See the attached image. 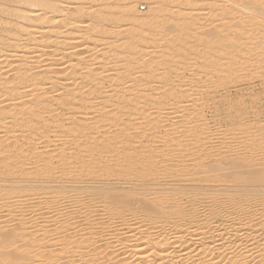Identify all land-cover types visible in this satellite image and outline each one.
Returning a JSON list of instances; mask_svg holds the SVG:
<instances>
[{"label": "bare ground", "instance_id": "bare-ground-1", "mask_svg": "<svg viewBox=\"0 0 264 264\" xmlns=\"http://www.w3.org/2000/svg\"><path fill=\"white\" fill-rule=\"evenodd\" d=\"M58 1L0 0V66L10 62L11 67L0 69V264H95L97 251L114 247L111 257L130 242L137 243L129 249L138 257L129 264H264V231L254 230L256 221L264 224V133L250 136L241 155L209 161L212 151L220 158L221 149L213 146L207 125L188 128L184 113L164 131L162 119L154 118L166 108L175 110L174 115L183 112L192 92L209 93L217 78L232 81L240 68L248 72L250 66L264 65V0H204L235 12L231 19L222 13L217 32H200L205 23L187 26L190 16L183 9L173 12L199 0L177 5L143 0L149 5L146 14L133 11L140 0L124 7L121 0H89V5L97 4L93 11L74 0L80 5L68 10L67 20L75 25L90 22L86 33L91 39L100 38L98 34L117 17L110 29L113 39L107 44L105 38L93 39L100 44L92 50L84 44L81 49L64 46L83 37L78 28L61 42L58 30L51 36L44 32L49 24H57V16H48V9ZM236 9L247 11L246 21L242 13L238 16L243 19L234 24ZM50 11L58 14L65 8ZM255 12L260 13L257 24ZM123 19L129 24L124 41L118 25ZM196 42L204 49L196 47L192 53L190 45ZM48 44L55 59L72 57L78 49L91 51V57L102 54L97 65L96 59L94 64L91 57L80 56L67 60L59 72L41 74L37 63L29 67L32 55L26 52L41 59ZM104 46L115 49V59L125 56L113 75L101 69L111 59V51L103 55ZM190 53L202 64L197 62L195 77L186 79L192 86H184L179 71L185 69ZM17 55L18 60H11ZM160 58L159 67H154L158 75L149 70ZM207 67H214L215 74L204 70ZM202 71L207 78L200 80ZM161 77L163 88H152L160 86L154 79ZM105 82L111 84L109 89ZM80 101L83 119L74 112ZM131 109L132 118L123 119ZM189 114L198 119L202 112L198 108ZM133 117L142 124L134 127ZM178 128L185 131L174 137L172 131ZM47 139L61 140L62 145L47 151L48 145L42 152ZM150 139L158 140L159 146H152ZM175 168L185 172L174 177ZM25 203L30 204L29 213L23 210ZM61 205L69 210L49 223ZM95 219L103 221L97 225ZM126 232L130 235L122 237ZM59 240L64 245L52 251Z\"/></svg>", "mask_w": 264, "mask_h": 264}, {"label": "rangeland", "instance_id": "rangeland-1", "mask_svg": "<svg viewBox=\"0 0 264 264\" xmlns=\"http://www.w3.org/2000/svg\"><path fill=\"white\" fill-rule=\"evenodd\" d=\"M88 1L89 0H80L79 3L82 4L83 6L90 7V8H87V9H89V11H93L94 9H96V5L97 4H95V2H94V4H90L89 5L88 4L89 3ZM157 1L158 2H162L163 0H154L153 2H157ZM171 1H173V2H171ZM181 1L183 3H186V1L193 2V0H179V1L178 0L177 1L176 0L175 1L174 0H169V2L173 3V5L180 4ZM203 1L204 0H199L198 3H195L196 5L194 3H191L186 8H177V7H175V8H173V12L176 11V13H177V11H179L180 9H183L184 10V13L187 14L188 16H190V19L186 22L187 23V26L190 25L188 23H191V22H192L191 24L194 23L193 24L194 27H200V24L202 22L205 23L206 25L204 24V27L201 29L200 32H205L207 30H208L207 32L216 31V30L218 31L219 29L217 27L220 25L219 23H221L220 22L221 21V17H222L221 15H222V13L224 15V12L226 13L228 8H225V9L223 8V10H221L222 8H220V9L218 8L219 7L218 3H216V6H215V3H209L208 4L206 2L204 3ZM90 2H91V0H90ZM131 2H132V0H121L119 2V4L124 7L125 5H127V4H129ZM175 2H176V4H175ZM79 3L76 4V2L74 0H59L58 3H54V6L51 5L52 8L50 7V9H48V16H52V15L53 16H57V20H56L57 24H55L56 28H55L54 25L49 24L48 25V28H45L44 29V32L45 31H46L45 33H48L49 32L48 35L51 36V35H55L54 33H56V32H54V30L55 31L58 30V32L60 33L59 36L62 37L58 41L61 42V41H64V40H62L64 38V36H68V35H70L71 33H73L76 30H81L82 33H83V37L80 38V39H77V40H70L69 42L67 41V43L64 42L63 44H64L65 47H68V46L71 47L72 45H74L75 47L77 45V47H79V46H81V45L84 44V45H86V47H87L88 50L89 49L92 50L94 47H99L98 46V44H100L99 41H97V43L96 42L94 43V41L97 40V39L105 38V42L103 41L105 44H107L108 42H110V40L113 39L112 37H114V34H113V32L111 33L110 29L112 28V26L114 25V23L115 24L117 23L115 21L117 19V17L116 16H113L111 18V20L108 22V25L106 26L107 29L106 30H103L102 32H100L98 34L100 36V38L99 37L93 38V39H95V40H93V39L89 38V36L86 33L87 30L89 29V26L90 25H88V24L90 22H86V23L81 24V25L76 24L77 25L76 26L74 24V21L67 20L68 19V12H69L68 10L73 9L75 6H79L80 5ZM201 3H203V4H201ZM55 4H57V6ZM85 4H88V5H85ZM72 5H74V6H72ZM133 5H134V6H132V7H134L133 8V11L136 10L137 12L146 14L148 12V10H149V7H148L149 5L145 1H143V0L142 1L141 0L138 1V2H136ZM170 7H172V6H170ZM57 8H65V11H62L61 13H58V14L52 13V11H50V10H56ZM177 9H179V10H177ZM235 11L237 12L236 13L237 19L234 21L235 22L234 24H239L240 23V18L241 19L244 18L242 20L243 22H244V20L245 21L247 20L246 17H245V14H244V13L247 12L246 10H244V9L237 10L236 9ZM227 13H228V15L230 14L228 17H229V19H231V17L233 16V13H235V12L233 11L231 13H229V12H227ZM242 13H243V18H242V15H241V17L238 16V15H240ZM246 16H247V13H246ZM258 16H260V13L259 12H257V15H256V12L253 15V17H256V24L258 23V21H260ZM257 19H258V21H257ZM100 20H101V18L99 20H97L95 22V24L98 25V23L100 22ZM199 20H200V23H199ZM227 20H228V18H227ZM198 24H199V26H198ZM254 24H255V20H253L252 25H254ZM118 25L121 27V30H120L121 31V35H119V38L121 37L120 39L123 40V38L125 37V34L129 31V24H128V22H127L126 19H123V21L120 22ZM52 26H54V28ZM87 26H88V28H86ZM76 28H78V29H76ZM97 30H98L97 28L94 29V31L92 33L94 34L95 32H97ZM106 33H108V34H106ZM111 34H113V35L111 36ZM107 38H110V39H107ZM53 39H55V38H53ZM53 39H52V41H53ZM107 40H108V42L106 43ZM47 43H49V41ZM199 43H202V42H196V43H193V44L190 45V47L193 45V47L190 48V50H191L192 53H194V51L197 50L198 48H200V50H203L204 49L203 47H200L201 44H199ZM51 45H49V47L46 48V50L48 49L47 51L45 50L46 51L45 52L46 55L43 56V57H41V59H37V54L36 53L35 54H30L29 53V50H28V52L25 51L26 54L29 57L32 55L31 56L32 59L28 63L29 64V67H32L33 65H35V63H37L38 65L37 64L36 65H37V67L39 69L37 71L39 73L41 72V74H43L47 70H48L47 72H50V71L51 72L52 71L53 72L54 71L55 72L56 71L59 72L60 70H62L66 66L64 64L67 62V60L69 61L70 58L73 59V60L75 58V60H76V59L80 58V56L81 57H84V58H86V57L89 58L92 55V52L91 51H89V52L88 51H82V52L78 51L81 48H83V47H81V48L79 47L80 49H78L77 52L72 55V57H69L68 58V57H65V56H62V57L59 56L60 59L58 60V58H59L58 57V58H56L57 59V61H56V59L54 57H52V53H50L51 52L50 50H53V49L50 48ZM196 47H198V48H196ZM100 48L101 49L104 48L103 55L107 53V55H105V56H110V53H111V56H110L111 59L112 58L115 59V57L112 56V54L113 53L115 54V52H116L115 49H112V47L109 48L107 46L100 47ZM158 51H160L159 48H158ZM78 52H80V53L78 54ZM48 53H50V54H48ZM100 53L98 55H96V56L93 55L91 57L92 59L89 58L91 60V63H94L95 64V61L94 60L96 59V65H97V62H99V61H97L98 60L97 58L99 56H101V54H102V53L101 54ZM192 53L188 54V57L187 56L185 57V60L187 61V63H186L187 65H185V66L182 67V68H185V69L182 70V71H179L180 73L182 72V74H181L182 75L181 76V80H182V82H183L182 84L184 86H190V85L192 86V83L191 82H187L186 79H189L191 77L193 78V76L195 77L194 74L196 73V71L194 72V70L195 69H198L199 67L198 68H196V67L197 66H200L202 64V62H201L202 60L200 58H198V57H196V59H197L196 60L195 59V56ZM21 54L23 55V53H20L19 55H21ZM81 54H83V55H81ZM84 54H86V55H84ZM19 55H17L16 57H13L11 60L15 61L16 58L18 60L22 56L21 55L19 57ZM78 55H79V57H78ZM116 56H117V58L120 57V55H116ZM192 56L194 57L193 58L194 60L192 59ZM122 57H123V55H122ZM250 57L251 56H249L248 58H250ZM34 58H36V59H34ZM111 59L109 60V62L107 64L108 66L104 65V66H106L105 68H104V66H101V69L103 67L102 70H105V69L111 70V72H109V74L111 73L110 75H113L114 73H116V71H119L120 67H122V64L124 62L125 56H124V59L123 58H119L118 59L119 61L115 59V62L114 61H111ZM114 59H112V60H114ZM162 59L163 58H160V59H157L156 61H154L155 63L153 62L152 63L153 65L151 64V66H150L151 69L149 71H151V72L154 71L155 74H158L159 75L160 72H158L159 70H157L156 68L159 67V64L161 63ZM50 61H51V63L54 61V64H53V66L51 68L50 67H47V65H46V64H49ZM188 61H191V62H189V63H191V65L188 63ZM197 62H198V65H197ZM9 63L10 62L4 64L5 65V68H4V65L2 64L0 66V69L4 68L5 70L2 69L3 72L6 71V70H8V68H11ZM110 63H112V64L110 65ZM117 63H118V67H117ZM156 64H157V66H156ZM193 64H195V65H193ZM98 66H100V65H98ZM111 66H113V67H111ZM107 67H109L110 69L107 68ZM154 67H156V68H154ZM229 67H231V66H229ZM114 68H116L117 70L114 69ZM207 68H209V69H206L205 68L204 70H206L210 74L213 73L212 75L215 74L214 71L212 72V70H215L214 67H207ZM249 68H250V70L252 69L251 71L253 73L251 71H249V70H248V72L242 70L244 68H242V69L240 68V70H242V71L237 70L234 74H232L233 75L232 77L234 78L232 81L231 80H224L223 78H221V79L224 80L223 81L220 78H217V80H216L217 83L215 85V88L219 85L218 86V89L219 90L218 89L215 90V88H213V89H211L209 91V93H205L203 95L200 94L201 95V96L199 95L200 97L197 94V93H200V92H195V93L192 92V95H191L192 97L189 98V100H188L189 102L186 101V103H184L185 105L183 104L184 105V109H180V110H183V112L181 111L179 113H176V114H179V115L176 116V114L175 115L173 114L175 110H172L170 108H166L164 111H161L160 114L154 112L155 113V114L153 113L154 114V118H157V119L158 118H161L162 119V125L165 126L164 131H167V130L172 129V124H174L175 122H177L179 120V118H177V117L180 116V115L183 116L184 113H187L188 114V119L189 118L191 119V120H188L187 118L185 120L183 119L185 122H190L189 123V126L190 127L187 126L188 128L196 129V128H201L202 126L207 125V126H205L206 128H208L206 130V132L210 134V136H211L210 139H211V141H213V146L216 147V149H219V150L221 149L220 150L221 151V157L219 158L218 155L214 154V152L216 153V151H212V154L213 155L210 158H208L209 161H214V160L222 159V156L225 155V154H229L230 155V154H234L235 153L234 155H237V154H240L241 155V153L244 152V151H242V150H244V144L247 142V139H249L250 136L251 137L258 138V136H260L261 133L262 134L264 133V65L259 63L258 65H254L252 67L250 66ZM112 69H113V71H112ZM203 72L204 71H202V72L199 73V76H200L199 79L200 80H201V78L202 79L207 78V77H203V74H202ZM207 72L204 74L205 76H208L209 75ZM192 73H194V74H192ZM249 73H251L252 75L249 74ZM258 73H259V75H258ZM11 74H13V73H11ZM60 77L62 79L64 78V76H62L61 74H60ZM161 79H162V77L161 78H157V79L155 78L154 80L158 82L157 83V82L154 81L155 85H157V84L159 85L160 84V86L159 87H156L154 85V83H153V86H155V87H152V88H160V87L163 88V86H164V83L163 82H165L164 81L165 79H162L163 81ZM218 80H219V82H218ZM184 82H186L187 84L184 83ZM105 84H107L106 87H108V89H109V87H110L111 84L108 83V82H105ZM49 86H50V84H48L46 88H49ZM159 91L160 90H158L156 92H159ZM193 94H195L196 97H194ZM193 98H196V100H194L195 102L192 101ZM190 101H191V103H190ZM81 105H82V103L80 101L79 102V105L74 109L76 111L73 110L75 112V115H76V117L78 119H81V118L83 119V117H84L83 116L84 112L82 110L79 111V108L81 107ZM198 108L200 109V111L202 112V114H201L200 117H198V119H196V118L193 119V116L191 117V115L189 113L190 112H194ZM77 111H79L80 114ZM131 111L130 112H126L125 111V113L123 115V119H130V118H132L131 117L132 116L131 114L133 113V110L131 109ZM89 112H91V110H89ZM192 115H194V114H192ZM136 118L137 117H135L133 119L134 120L133 121L134 122L133 123L134 124L133 125L134 127L135 126L138 127L139 124L140 125L142 124V120L140 118L139 119L137 118L138 120H135ZM176 119H178V120L175 121ZM78 122H79L78 124H82V121H78ZM116 129L117 128H114L113 129L114 131H112V132H115ZM134 130L133 129L131 130V131H133V132H131L132 133L131 137L133 136L132 139L135 140L136 139V134H134V132H135ZM184 131L185 130H183L182 128H178V129L172 131L173 132V136L174 137H178L179 135L182 134V132L184 133ZM58 139H53L54 141H48L49 139H47L48 142L45 140L47 143L45 141H43V143L41 144V150H42V152H46L45 150H47L48 148L49 149L47 151H52V150L59 149L61 147L60 144L62 145V142H61V140H58ZM151 140H153V141H151ZM152 142L154 144H152ZM150 143L152 144V146H155V147L159 146V145H157V144H159L158 140L155 141V139H150ZM151 144H149V146L147 144V146L150 147ZM47 146H48V148H47ZM42 147L45 148V149H43ZM55 148H57V149H55ZM198 152H199L198 150L195 151V154H197ZM258 157L261 158V156H258ZM196 158H199V157H196ZM176 169L177 168H175V172L173 173L174 177H178V176L182 175L185 172V169H178V170H176ZM44 202L46 204L47 201H43V203ZM43 203H41L40 206L45 207V205ZM28 204L29 203H25L24 204L25 206L23 205V207H24L23 210H25V211L27 210L26 213L28 212V210H31L30 209L31 208L30 207V204L29 205ZM26 205H27V207H26ZM68 210H69V206L68 205H63V206L61 205L60 207H58V209H57L56 212L54 211V214L51 215L52 217L49 218L50 222L49 221L48 222L49 223H52L54 220H55V222H57L58 221V218L60 219V217H61L60 215H62V213H65ZM58 216H60V217H58ZM4 219H7V218H4ZM96 221L100 224V223H102L103 220H101V219H97L96 220L95 219L94 222H96ZM97 222L95 224H97ZM254 230L255 231H264V224L262 223V221H259V222L256 221L255 222ZM127 235L128 236L130 235L129 232L128 233L126 232V234H124L122 237L125 236L124 238H126ZM57 242L58 243H56L54 245V247L52 248V251H57V249L60 250L59 248L62 247V246L60 247V245H64V243L61 242L60 240L57 241ZM136 244H135V242H130V244L127 243L125 248L119 249V251L116 252L114 254V256L112 255L111 257L108 254L112 251V249L114 247H109L108 250H106V252H105L106 254L103 252V249H101L100 251H97V252H99V254L96 253V255L98 254V257L95 256V258L97 259V261H95V264L96 263L97 264H105V263H107V264H122V263L123 264H129L132 261L134 262V261H136V259H137L138 256H135L134 257V254L133 255L131 254V253H133L132 251H134V249L133 250L132 249L130 250L129 248H132ZM57 247H59V248H57ZM100 253H102V258L99 260V258L101 257ZM105 257H106V259H105L106 261L103 260ZM131 257L134 258V259H132ZM107 260H108V262H107ZM119 261H120V263H119ZM91 263L92 262H90L89 264H91ZM38 264H39V262H38Z\"/></svg>", "mask_w": 264, "mask_h": 264}]
</instances>
